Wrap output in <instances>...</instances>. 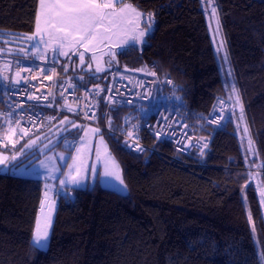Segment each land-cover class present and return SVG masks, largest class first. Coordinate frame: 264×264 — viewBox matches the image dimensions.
<instances>
[{
	"label": "trees",
	"instance_id": "16d2710c",
	"mask_svg": "<svg viewBox=\"0 0 264 264\" xmlns=\"http://www.w3.org/2000/svg\"><path fill=\"white\" fill-rule=\"evenodd\" d=\"M127 1L145 17L154 14L146 43L128 47L105 73L75 84H104L113 69L136 71L147 65L158 78L155 95L163 90L182 97L180 118L196 136L216 98L231 103L230 119L211 136L210 150L201 159L192 151L177 155L179 161L171 144L155 143L144 130V141L155 148L147 156L130 152L119 137L100 130L128 192L105 188L98 180L91 187L67 188L68 195L57 200L47 247L40 251L32 242L43 182L0 171V264H264L263 211L247 175L257 173L264 183V0H214L251 151L240 144L233 122L234 105L220 74L204 0ZM37 5L38 0H0V57L6 58L0 62L42 63L15 53L34 31ZM10 38L22 43L11 48L4 41ZM63 76L58 71L57 82ZM152 109L111 112V128L120 131L127 115L133 127L138 124L133 115Z\"/></svg>",
	"mask_w": 264,
	"mask_h": 264
},
{
	"label": "snow or ice",
	"instance_id": "6c2138e0",
	"mask_svg": "<svg viewBox=\"0 0 264 264\" xmlns=\"http://www.w3.org/2000/svg\"><path fill=\"white\" fill-rule=\"evenodd\" d=\"M204 2L211 9L212 19L215 20L217 24V30L215 35L220 36L219 28V18L217 14V7L214 3V0H204ZM118 4H122V0H39L38 10L36 12L35 18V32L31 35L25 37L29 42L31 49L32 57L44 61L47 63V53L52 52V64L55 65L59 63L57 59V54L60 56L69 57L71 52L73 55H78L80 59V64H85V53L93 52L100 50V46L104 44L105 41H111V45H105L109 50L104 53V55L109 56L111 59L107 61L108 65L111 66L112 61L116 59L118 55L124 54L125 50L128 47H135L137 43L144 45L146 43V38L153 31L155 25L154 14L148 13L145 19V14L139 11L133 4H123L122 7L117 8ZM117 21L121 23H127L128 25H134L130 31L128 29L124 30V34L116 41H112L113 35H116L115 29L119 26ZM143 25V28H142ZM142 28V30H141ZM39 37L37 41L36 38ZM47 37V41L45 40ZM7 42V41H6ZM43 46V50H41ZM83 51H80V49ZM115 48L116 51H112ZM224 48L223 40L218 46V51ZM24 55L25 58L28 57V50L21 47L18 50ZM0 54H3V50H0ZM13 50H8V55H12ZM93 61H97V57L93 55ZM17 65L20 64V61H16ZM10 64L6 63L5 68H9ZM153 67H155L153 65ZM91 68V64H89ZM33 67H20L19 71L15 72L13 77L8 75L0 74V86L4 88H9L12 86H18L23 81L25 84H28L26 76H23L22 73L31 74L33 72ZM68 67L64 66V71L66 72ZM51 72V75H46V78L50 81H53V87L56 86L54 77L57 75L56 68L53 66L50 69L47 67H41L40 73L46 74ZM104 68L101 66L99 61H97L96 72H102ZM136 71L142 72L145 75L156 76L155 71H149L148 66L137 69ZM123 78V77H122ZM83 80V77H81ZM7 81L8 83H2ZM166 83L171 84L172 81H165ZM139 86L143 87V81L138 82ZM29 87H32L31 84H28ZM69 87H72L69 84ZM233 95L235 97V103L240 105L239 92L233 86L232 89ZM99 94V89L97 90ZM21 95H26L29 100H38L39 96L32 95L27 91L21 93ZM52 95V93H49ZM122 95V94H121ZM146 95H151V90L147 91ZM63 96V93H61ZM43 99L47 100L48 96H44ZM176 100L182 102V97H175ZM232 99V96L229 97ZM108 102L111 104H119L121 101L116 100L114 97H109ZM127 103L131 104L132 101ZM49 107L51 105H48ZM17 108L21 107L20 104L16 105ZM32 108L38 107V105L30 106ZM241 113L243 114V106L240 105ZM68 110L73 111L70 105H68ZM142 110V109H141ZM87 116V114H86ZM211 113L209 114L208 119H210ZM90 118H95V113L92 114ZM223 118V117H222ZM50 119H55V117H50ZM168 118L165 117V120ZM243 119V115L241 117ZM4 120L7 123L8 127L5 129L2 138H0V149L4 151L0 152V165L5 167L8 166L10 161H17L18 157H21L25 154L26 150L33 148L37 144L39 137L36 140L29 139L27 143L21 146L18 150L16 145L19 144L21 139L29 137L30 129L20 127V120L12 119V112L6 113L4 115ZM68 118L65 117L64 120L60 121L61 124L68 123ZM212 123L218 124V121L212 120ZM109 126L111 127V118H109ZM0 127H3L0 124ZM73 127H79L76 124H73ZM170 127V125H169ZM188 125H185L187 128ZM137 128L136 125H133V130H130L127 133L129 139L134 138V132ZM19 129V131H17ZM93 134H99V128L89 129ZM248 129L245 127V134H247ZM22 133V135H21ZM158 139H162L164 133L162 131H157L155 133ZM138 139V137H135ZM81 148H78L77 151H82L83 138ZM199 143V142H198ZM9 146H11V151L13 154L11 156L5 155L4 152L9 151ZM126 146L130 148H135L138 151H144L139 143L127 144ZM47 147V145L45 146ZM208 147L207 142L200 144L201 155L204 154L203 150ZM253 144L251 138H249V151L252 150ZM49 160L52 158L49 157ZM61 159L63 155L61 154ZM73 163L68 165L69 172L66 174V179H61L60 184L62 187L67 188L69 184L79 185L80 184V167H79V157H72ZM86 163V162H85ZM42 168L48 169L51 178H57L54 176V173L58 171L57 168H49V166L44 162H40ZM113 168L118 169V165L112 163ZM13 169L19 171L20 168H23V162L19 164H13ZM93 171H95V166ZM264 169V165L261 166ZM105 176H115V179L120 182V185H123V180L121 179L118 170L111 171L106 165V170L104 173ZM46 191L44 193V200L41 201V216L37 218V227L34 232L33 245L37 251L44 250L47 247V240L49 237V228L52 224V210L55 206V201L51 200L48 194V186L46 185ZM124 189H121L123 191ZM67 195V193H65ZM259 195L260 202L264 205V183L259 185ZM251 214H249V221L251 222ZM255 231V229H253ZM261 259L264 260V253L261 255Z\"/></svg>",
	"mask_w": 264,
	"mask_h": 264
},
{
	"label": "built area",
	"instance_id": "2783aa9c",
	"mask_svg": "<svg viewBox=\"0 0 264 264\" xmlns=\"http://www.w3.org/2000/svg\"><path fill=\"white\" fill-rule=\"evenodd\" d=\"M16 61H20V64L17 65ZM9 64V68H5L4 65V70L11 73L10 77H13L15 72L20 70V67L31 66L34 69L31 74L22 73L23 76L27 77L28 84H31L32 87L22 81L18 86H12L7 89L4 87L0 88V117L4 118L6 113L12 112V119L20 120V127L30 129L29 137H25V141L46 132L62 116L66 115L79 121L83 127L99 128L119 137L125 148L137 155L147 156L155 151L154 146L144 141L141 133L144 130L155 143L167 142L171 144L175 152L172 155L175 160L179 161L177 155L189 154L192 151L201 159L210 150L211 136L226 125L231 115V103L223 98H216L207 115L202 134L196 136L189 126L185 128L187 124L180 118V102L169 92H164L163 90L158 95H155L159 86L156 76H149L144 73L134 75L122 72L120 69H113L108 81L104 84L94 83L88 86H79L65 75L58 82L55 76L56 86L53 87V81L46 78V75H51V72L40 73L41 67L50 69L53 67L52 65L20 59H14ZM139 81H143V87L139 86ZM69 84L72 87H69ZM168 85L169 83H167ZM98 89L99 94H97ZM149 90H151V95H146ZM25 91L39 96L40 99H27L26 95H21ZM49 93H52V95H49ZM61 93H63V96H61ZM44 96H48V99H43ZM109 97H114L121 103L111 104L108 102ZM128 101H132V103L129 104L127 103ZM17 104H20L21 107L17 108ZM32 105H38V107L32 108L30 107ZM48 105L51 106L49 107ZM68 105L71 106L73 111L66 109ZM102 106L104 108L101 110ZM142 106H150L153 109L150 114L145 116L141 114V111L133 115L132 119H138L133 139H129L127 136V133L133 130L132 125L128 124V119L132 116L127 115L125 117V122L120 131L108 125L111 112L122 108L136 107L139 110ZM93 113H95V118H90ZM210 113L211 117L208 119ZM50 117H55V119H50ZM100 117L105 118L104 122L101 121ZM165 117L168 119L165 120ZM212 120L219 123H212ZM207 126L212 130H207ZM157 131L164 133L162 139H158L155 135ZM135 137H138V139ZM126 141L129 145L139 143L144 151H138L135 148L126 146ZM205 141L208 147L203 150L204 154L201 155L200 144ZM50 192L58 197L65 196V192L60 188L51 189Z\"/></svg>",
	"mask_w": 264,
	"mask_h": 264
},
{
	"label": "rangeland",
	"instance_id": "374dc122",
	"mask_svg": "<svg viewBox=\"0 0 264 264\" xmlns=\"http://www.w3.org/2000/svg\"><path fill=\"white\" fill-rule=\"evenodd\" d=\"M130 3L127 0H122V4H118L117 8L122 7L123 4ZM203 7L205 9V20L208 27L209 35L211 38V42L215 51L216 60L218 63V67L220 70V74L224 83V88L226 89L227 98L229 99L230 96H232V99H229L233 105L234 110L232 112L233 114V122L237 126V132L240 138V144L244 145L247 144L249 149V139L248 138V132L245 134V117L244 114L241 113L240 105H237L235 101V97L233 95L232 89H233V75L230 67V58L229 53L227 49V45L225 43L224 37L221 32V26L219 23L220 28V36L217 37L215 35L217 30V24L215 20L212 19L211 16V9L208 7V5L203 1ZM134 6V5H133ZM135 7V6H134ZM137 8V7H136ZM138 9V8H137ZM139 10V9H138ZM141 11V10H139ZM142 12V11H141ZM219 18V17H218ZM146 19V17H145ZM118 27L115 29L116 35H113L112 41H116L124 34V30L128 29L129 31L134 28V25H128L126 22L121 23L120 21H117ZM143 28V25H142ZM141 28V30H142ZM221 39L224 43V48L222 50L218 51V46L221 42ZM26 41V43H23L22 46L26 50H28V57L41 61L39 59H36L32 57L31 55V49L30 44L32 42L27 41L25 38L23 39ZM38 41L39 38H36ZM47 41V39H45ZM7 41L10 44V47H17L15 46V43H22L21 41L18 42V39H12L4 40ZM111 41H105L104 44L100 46V50L93 52H87L85 53V64H80V59L78 55H73L71 52L69 53V57L60 56L57 54V59L59 63H56L54 66L58 69L59 72H64L65 75H67L72 81H83L84 79H87L88 77H94L97 75H101L105 73L110 66L108 65L107 61L111 58L109 56L104 55L105 52L109 50L108 47H105V45H111ZM13 46V47H12ZM21 47H18L15 51V53L20 54L24 56L22 53H20L18 50ZM41 50H43V46H41ZM80 51H83L81 48ZM112 51H115V48L112 49ZM95 55L97 57V61L101 64V66L104 68V71L102 72H96V66L97 61H93L92 57ZM2 60H6L4 57H0ZM0 60V61H2ZM52 52L49 51L47 53V63L44 61H41L44 64L53 65L52 64ZM113 63V61H112ZM111 63V64H112ZM1 64V62H0ZM89 64H91V68H89ZM68 67V70L64 71V66ZM121 71H127V70H121ZM128 72V71H127ZM0 74L1 71H0ZM5 75V74H3ZM81 77H83V80H81ZM243 115V119H241ZM231 116V115H230ZM1 118V117H0ZM4 119V118H1ZM230 119V117H229ZM1 122V121H0ZM60 121L57 123L56 127L47 133L35 136L31 138L32 140H36L37 137H39V140L36 145L33 146V148L26 150L25 154L21 157H18L17 161H10L8 166L5 167L3 165H0V171L2 173H10L21 177H28V178H37L42 180L43 182V188L46 189L44 186L47 185L50 189H55L54 186L58 185L60 189H62L65 193L68 195L67 188H84V187H91L96 180L99 181L101 186L109 189H113L120 193H127L128 187L124 182L123 174H122V168L119 164V162L115 159V157L110 152L107 140L105 138V134L100 131L99 134H93L89 131V129L95 128V127H85L84 128L79 127H71L72 129L75 128L74 133H72L68 127L65 129H62L59 126ZM8 125H6L4 128H0V138H2L5 129H7ZM81 129L84 130L83 134L77 139L78 135L74 134ZM67 130V131H66ZM19 131V129H17ZM83 138V149L82 151L78 152L77 149L81 148L82 140ZM27 141H24V139H21L19 144L16 145V149L18 150L21 146H23ZM74 142V144H73ZM47 145V147H45ZM4 151L3 149H0V152ZM5 155L11 156L13 152L11 151V146H9V151L4 152ZM61 154L63 155V159H61ZM79 157V167H80V184L79 185H72L69 184L67 188H63L60 184L61 179H66V174L69 172L68 165L73 163L72 157ZM51 157L52 159L49 160L48 158ZM23 162V168H20L19 171L13 169V164H19V162ZM44 161L49 168H57L59 169L54 173V176L57 178H51L48 169L42 168L40 166V162ZM86 162V163H85ZM115 163V165H118V169L113 168L112 163ZM106 165L109 170L111 171H117L119 172V175L121 179L123 180V185H120V182L115 179V176H105V170ZM248 165V164H247ZM246 165V166H247ZM95 166V171H93V167ZM248 172V171H247ZM257 172V171H256ZM252 171H249L247 175H249V178L252 179V181L255 184L256 192L260 200L259 195V185L262 183V181L255 176ZM121 189H124L121 191ZM49 194L53 195L56 198H59L58 196H55L53 193L48 192ZM44 197V192L42 195V198ZM244 201L245 198L243 197ZM261 204V202H260ZM261 208L263 211V217H264V205L261 204ZM250 226L252 228L253 233L255 232L253 229H255L253 222L251 220ZM37 223L34 229V232L36 230ZM34 232H33V238H34ZM256 239V237H255ZM261 255V253H260Z\"/></svg>",
	"mask_w": 264,
	"mask_h": 264
},
{
	"label": "crops",
	"instance_id": "0c3cea01",
	"mask_svg": "<svg viewBox=\"0 0 264 264\" xmlns=\"http://www.w3.org/2000/svg\"><path fill=\"white\" fill-rule=\"evenodd\" d=\"M38 6H39V0H38V5H37V10H38ZM37 12V11H36ZM33 32H35V25H34V31ZM37 38H39V37H37ZM45 39H48L47 37H45ZM4 61V60H3ZM2 61V62H3ZM1 62V64H0V71H1V73L2 74H5V75H8L9 77H10V72L9 71H5L4 70V65L6 64V63H9L10 61H6V62H4V63H2ZM56 67V66H55ZM56 71H57V68H56ZM58 72V71H57ZM60 73H62V74H64V72H60ZM59 74V73H58ZM67 76V75H66ZM71 80V79H70ZM72 81V80H71ZM73 83H75V81H72ZM2 83H8L7 81H4V82H2ZM0 88H2V86H0ZM66 109H68V106H66ZM65 117H67L68 118V121H70V122H68V123H65V124H61V123H59V126L62 128V129H65L66 127H68V129L73 133L74 131H72V130H75V128L74 129H72L71 127H73V124H76V125H78V126H80L81 127V129H82V127H83V125H81V123L79 122V121H77L76 119H74V118H72V117H69V116H66V115H64V116H62L48 131H46L45 133H47V132H49V131H52L55 127H56V125H57V123L59 122V121H62V120H64L65 119ZM1 122H0V124H2L3 125V127H0V128H4L6 125H7V123L5 122V120L4 119H2V120H0ZM84 128V130H85V127H83ZM81 129L78 131L79 133H78V137H77V139L79 140V138L81 137V135L83 134V131L84 130H82L81 131ZM67 131V130H66ZM44 134V133H43ZM46 186V185H45ZM44 186V187H45ZM58 185H56V186H54V187H57ZM59 187V186H58ZM46 188V187H45ZM61 188V187H60ZM64 188V187H63ZM48 189H50L49 187H48ZM44 193H45V191H44ZM49 194V193H48ZM49 197H50V199L51 200H53V201H55V206H54V208H53V210H52V217H53V214H54V211H55V208H56V203H57V200H58V198H56V197H54L53 195H51V194H49ZM44 198L45 197H43L42 198V200H44ZM41 200V201H42ZM41 203H40V207H39V213H38V216H41ZM38 216H37V218H38ZM36 223H37V221H36Z\"/></svg>",
	"mask_w": 264,
	"mask_h": 264
},
{
	"label": "bare ground",
	"instance_id": "6f19581e",
	"mask_svg": "<svg viewBox=\"0 0 264 264\" xmlns=\"http://www.w3.org/2000/svg\"><path fill=\"white\" fill-rule=\"evenodd\" d=\"M127 71H122V72L131 73V74H134V75H136L137 73H142V72H139V71H128V72ZM207 130H212V129L207 126Z\"/></svg>",
	"mask_w": 264,
	"mask_h": 264
}]
</instances>
